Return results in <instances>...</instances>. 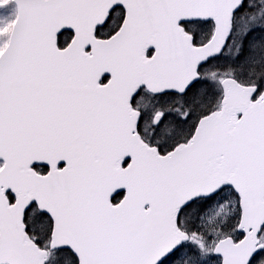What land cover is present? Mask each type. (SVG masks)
<instances>
[{
	"label": "snow or ice",
	"instance_id": "snow-or-ice-1",
	"mask_svg": "<svg viewBox=\"0 0 264 264\" xmlns=\"http://www.w3.org/2000/svg\"><path fill=\"white\" fill-rule=\"evenodd\" d=\"M0 264H264V0H0Z\"/></svg>",
	"mask_w": 264,
	"mask_h": 264
}]
</instances>
